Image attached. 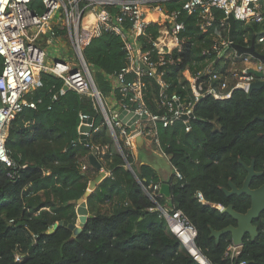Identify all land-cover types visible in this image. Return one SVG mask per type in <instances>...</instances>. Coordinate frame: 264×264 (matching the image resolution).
<instances>
[{"label":"trees","instance_id":"obj_1","mask_svg":"<svg viewBox=\"0 0 264 264\" xmlns=\"http://www.w3.org/2000/svg\"><path fill=\"white\" fill-rule=\"evenodd\" d=\"M179 8L173 4L168 10ZM216 13L221 18V12ZM180 20L185 23L182 36L187 41L183 51L175 53L182 63L167 72L171 92L181 91V70L205 65L202 50L211 43L199 31L196 15L184 14ZM249 30L255 32L259 27ZM245 31L237 22L236 43H242L240 35ZM84 57L102 97L112 96L117 104L125 99L134 108L130 102L133 92L114 83L127 63L122 38L107 33L85 49ZM3 63L0 56V75ZM41 81L42 86L27 98L42 102L36 109L26 108L8 130L6 148L16 166L0 164V264H197L144 190L160 183L155 170L147 164L138 167L142 159H136L132 150L123 147L124 155L117 150L94 98L72 90L62 94L63 81L47 73ZM145 82L146 106L158 113V86L149 78ZM81 115L94 119L88 146L78 142ZM195 115L190 132L181 123L169 128L158 124L160 148L183 178L173 174L168 181L171 199H156L161 206L170 201V209L182 211L191 221L198 230L196 244L211 264H232L225 255L231 235H223L219 244L210 238L211 229L227 227L232 218L200 203L196 194L201 192L209 204L232 203L239 212L249 208V199L239 203L227 197L223 188L237 175L244 178L239 158L246 161V154L264 155V121L255 120L264 116V90L250 97L236 91L227 100L205 98L197 104ZM94 150L108 175L87 199L90 217L81 225L77 205L71 202L81 199L100 175L89 160ZM17 254L23 257L21 261H16ZM240 261L264 264V236L244 242L235 264Z\"/></svg>","mask_w":264,"mask_h":264},{"label":"built area","instance_id":"obj_2","mask_svg":"<svg viewBox=\"0 0 264 264\" xmlns=\"http://www.w3.org/2000/svg\"><path fill=\"white\" fill-rule=\"evenodd\" d=\"M173 4H179L180 8L169 11ZM217 11L222 15L219 19ZM184 14L197 16L199 31L208 35L211 43L202 50L205 65L193 71L181 70L178 73L181 91L171 92L167 72L171 66L182 63L175 53H181L187 41L182 36L185 23L180 20ZM231 16L247 30L240 35L242 43L237 44L249 48L255 37L257 51L264 54V0H0V56L4 61L0 75V164L7 168L16 166L6 148L8 130L26 108L36 109L42 102L29 100L27 95L42 86L44 73L63 81L62 94L72 90L94 98L119 152L123 147L132 150L136 139L142 137L169 158L160 148L158 124L169 128L181 123L190 132L191 123L197 118L195 108L203 99L227 100L241 87L247 93L253 83L262 80L256 75L264 73L262 61L247 53L239 54L235 48L227 50L232 45L228 22ZM253 26L259 30H249ZM107 33L123 40L127 63L114 83L127 93L133 92L130 102L134 108L125 99L118 104V111L108 108L84 57L85 49ZM129 34L134 36L135 44L129 40ZM45 44L59 45V57L51 58ZM146 78L159 89L155 114L145 103ZM123 111L140 116L135 129L119 120ZM87 118L80 116L81 125ZM174 175L183 178L175 168ZM160 187L161 184H154L144 188L155 203L162 196ZM196 198L204 205L209 204L201 192ZM157 211L197 264H211L196 244L198 230L182 211L167 210L161 205ZM242 248L243 245L233 243L228 247L225 255L232 264ZM22 259L16 255V261Z\"/></svg>","mask_w":264,"mask_h":264},{"label":"water","instance_id":"obj_3","mask_svg":"<svg viewBox=\"0 0 264 264\" xmlns=\"http://www.w3.org/2000/svg\"><path fill=\"white\" fill-rule=\"evenodd\" d=\"M228 22L230 25L229 38H230V41L232 42V45L229 48H227V50H229L230 48H235L239 52V54H245V53L250 54L256 59L264 63V54L259 53L256 49L255 37H253L251 47L249 48L235 43L234 36H235V31H236V20L234 19L233 16H231L229 17ZM256 75L262 80H259L253 83L249 87L247 91V95L249 97L255 91L264 90V73H256ZM65 90H68V88L65 87ZM239 91H244V87H241ZM139 119H140V116L133 115L132 113H129L126 111H123L119 115V120L129 125L131 129H135V123ZM255 120L264 121V116H256ZM93 124H94V119L91 117L83 120V124L80 126V129H79L81 133L80 139H79L80 144L84 146H88V135L93 130L92 128ZM135 142L139 146V149L142 151V148L140 145H142V143L144 142V139L142 137H138ZM120 152L123 154V150H121ZM125 160H126L127 166L130 169V171L134 175H136L133 168L128 163L126 157H125ZM169 160H170V157H169ZM90 163L93 167H96L97 169L100 170V175L90 182L87 191L85 192L84 196L81 199H79L78 201L71 202L77 205V214L79 216L81 225H84L87 222V219L90 217L88 206H87V199L89 198L91 192L94 191L95 188L99 185V183L103 179H105L108 175V173L102 169V166L97 159V150H94L92 152L90 156ZM241 163L245 166L248 172V176L246 177L243 183V186L241 188H238L232 181H230L229 182L230 189L224 188L223 192L225 193L227 197H231L233 195L240 196V195L246 194L252 199V204H251L250 209L246 213H240L236 211L233 205L223 206L221 204H208V206H212L213 208L219 209L222 214L230 216L234 221L237 222V226H228L219 231L211 229L210 238L215 239L216 244H219L221 237L225 234L231 235L232 243L236 246H241L244 244V238L246 235H250L252 239H255V237L258 235L257 228L252 224V221L254 219H257L259 215L261 214V212L264 211V185L257 190L250 189V183L252 181V178L258 174L254 171V165L247 166L243 162ZM159 192L162 196L166 197L167 199H171L172 197L171 185L169 183H162ZM156 205L157 207H160L158 203H156Z\"/></svg>","mask_w":264,"mask_h":264},{"label":"flooded vegetation","instance_id":"obj_4","mask_svg":"<svg viewBox=\"0 0 264 264\" xmlns=\"http://www.w3.org/2000/svg\"><path fill=\"white\" fill-rule=\"evenodd\" d=\"M245 157L247 158L246 161L243 160L242 158H239V163L242 165V168H243L242 172L244 171L243 172L244 173V178L241 180V177L239 175H237L236 178H235V181L230 179L229 182L232 181L238 188H241L243 186V183H244L246 177L248 176V172H247L245 166L241 162H243L247 166L254 165V171L258 175L254 176L252 178V181L250 183V189L257 190V189L261 188L264 185V155H262L260 157H257L255 155H252V153H249V154H246ZM228 185H229V183H228ZM226 189H230V187H228ZM230 198H232L235 201H238L239 203H243L244 201H247L246 199H249L248 202L250 203V206L246 210V212L251 207L252 199L249 196H247L246 194H243V195H240V196L239 195H233ZM229 205H233L234 206V204H232V203L229 204ZM234 208H235V206H234ZM246 212H240V213H246ZM263 221H264V211L261 212V214L259 215V217L257 219H254L252 221V224L257 228L258 235L255 237V239H252V237L250 235H246L245 238H244V242L248 241V240L250 242H255L257 240H260L264 236V222ZM228 226H237V222L232 219V223L229 224Z\"/></svg>","mask_w":264,"mask_h":264},{"label":"rangeland","instance_id":"obj_5","mask_svg":"<svg viewBox=\"0 0 264 264\" xmlns=\"http://www.w3.org/2000/svg\"><path fill=\"white\" fill-rule=\"evenodd\" d=\"M129 40L135 44V39L133 35L129 34ZM45 48H47V50L49 51V54L51 56V58L55 59L59 57V54L61 52L60 46L57 44L54 45H44ZM138 47H141V45L139 43H137ZM63 53V51H62ZM73 54V51H70V55ZM91 70V69H90ZM105 101L107 103V106L110 110H114V111H118L120 109V106L118 104H116V106H113L117 100H115L112 96H109L107 98H105ZM148 153L144 152V150H140V157L147 159L149 162L152 163V165L157 168L158 170L163 169L164 171L170 172L171 171V165L167 162L168 160L165 158L164 160L160 159L159 157L155 156V155H146ZM165 209L170 210V201H168L165 205H162Z\"/></svg>","mask_w":264,"mask_h":264},{"label":"crops","instance_id":"obj_6","mask_svg":"<svg viewBox=\"0 0 264 264\" xmlns=\"http://www.w3.org/2000/svg\"><path fill=\"white\" fill-rule=\"evenodd\" d=\"M142 150H144V152L148 153L146 155H155L157 157H159L160 159L164 160L166 157H164L161 152L156 148L154 147L151 143H149L147 140H144V142L142 143V145H140ZM132 152L134 154V156L137 158H141L139 153H140V149H139V146L137 144H135V147L132 148ZM150 153V154H149ZM98 154V153H97ZM142 161L139 163L138 162V167H141V165L143 164H147V165H150L156 172L157 176L159 177L160 179V183L159 184H162V183H168V181L170 180V178L173 176L174 174V167L171 165L170 161H169V158H166L168 161V163L171 165V171L170 172H167V171H164L163 169H160L158 170L157 168H155L151 162H149L147 159H144V158H141ZM89 160H90V157H89Z\"/></svg>","mask_w":264,"mask_h":264}]
</instances>
